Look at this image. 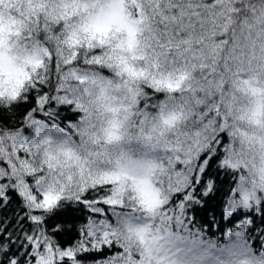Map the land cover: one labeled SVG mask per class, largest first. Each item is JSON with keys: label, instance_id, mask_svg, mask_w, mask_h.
I'll use <instances>...</instances> for the list:
<instances>
[{"label": "snow or ice", "instance_id": "6c2138e0", "mask_svg": "<svg viewBox=\"0 0 264 264\" xmlns=\"http://www.w3.org/2000/svg\"><path fill=\"white\" fill-rule=\"evenodd\" d=\"M0 264H264V0H0Z\"/></svg>", "mask_w": 264, "mask_h": 264}, {"label": "trees", "instance_id": "16d2710c", "mask_svg": "<svg viewBox=\"0 0 264 264\" xmlns=\"http://www.w3.org/2000/svg\"><path fill=\"white\" fill-rule=\"evenodd\" d=\"M67 119H75V117L74 116H72L71 114H69V116L68 117H66ZM70 241H71V238H70ZM64 241H62V243H63Z\"/></svg>", "mask_w": 264, "mask_h": 264}]
</instances>
